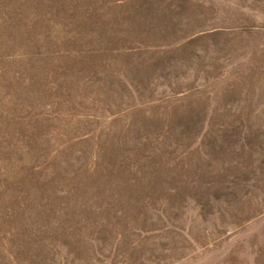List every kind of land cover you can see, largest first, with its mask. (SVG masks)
Wrapping results in <instances>:
<instances>
[{"label": "rangeland", "instance_id": "374dc122", "mask_svg": "<svg viewBox=\"0 0 264 264\" xmlns=\"http://www.w3.org/2000/svg\"><path fill=\"white\" fill-rule=\"evenodd\" d=\"M0 264H264V0H0Z\"/></svg>", "mask_w": 264, "mask_h": 264}]
</instances>
